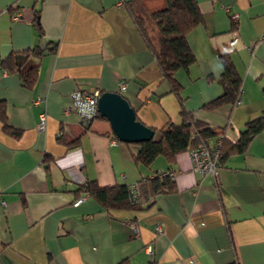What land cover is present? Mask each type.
Segmentation results:
<instances>
[{
    "label": "crops",
    "instance_id": "obj_1",
    "mask_svg": "<svg viewBox=\"0 0 264 264\" xmlns=\"http://www.w3.org/2000/svg\"><path fill=\"white\" fill-rule=\"evenodd\" d=\"M128 1L0 0V102L14 130L0 118V264H264V130L228 156L216 179L194 171L189 150L138 164L137 143L121 141L108 119L84 124L74 110V92L99 88L122 93L153 129L181 121L179 96L163 81ZM198 3L203 21L187 34L196 61L176 72L179 95L215 138L237 141L264 115V0ZM140 5L152 14L167 0ZM36 47L42 57L28 53ZM225 53L243 79L240 103L207 108L225 90ZM7 57L19 67L6 69ZM34 64L28 86L19 69ZM164 171L175 172V190L151 192L139 208L107 210L81 190L89 180L139 183Z\"/></svg>",
    "mask_w": 264,
    "mask_h": 264
},
{
    "label": "trees",
    "instance_id": "obj_2",
    "mask_svg": "<svg viewBox=\"0 0 264 264\" xmlns=\"http://www.w3.org/2000/svg\"><path fill=\"white\" fill-rule=\"evenodd\" d=\"M140 3L141 0H129L127 2L128 10L156 57L163 74V81L170 84L171 90L179 96L181 103V121L179 123L169 120L163 127L154 129L159 134L158 138L137 143L139 150L134 156L135 161L138 164L150 166L159 156H164L169 161H173L180 152L202 144L210 145L217 139L215 138L217 134L211 127L195 119L193 114L183 107L179 95L182 86L176 78L178 70H188L196 61L195 54L187 40V34L203 21V12L198 0H167V6L164 9L152 14L147 12ZM36 14V25L41 30L38 10ZM28 53L42 57L45 50L36 47L31 48ZM220 60L223 66L222 77L225 90L222 95L206 104L207 108H215L225 103L234 104L239 99L242 91L243 79L237 71L231 56L228 53L221 54ZM2 65L8 70L12 67H19L15 58L12 57L3 59ZM38 68L39 64H34L28 68L19 69L26 85L32 86L35 84ZM102 92L104 91L101 90ZM97 117L106 119L100 113ZM0 118L3 121L4 129L13 132L14 130L7 121L5 104L2 102H0ZM263 130L264 115L249 121L237 141H231L224 135H220L223 136L221 146L222 165L232 152L244 151L250 140ZM113 134L116 136L114 132ZM138 184L144 201L149 198L151 192L155 194L172 192L176 187L173 176L169 174H156L153 177L143 178ZM81 190L93 196L107 210L132 209L139 208L142 205V202H130L128 184L101 186L96 180H89L81 185ZM231 264L241 263L236 260Z\"/></svg>",
    "mask_w": 264,
    "mask_h": 264
},
{
    "label": "built area",
    "instance_id": "obj_3",
    "mask_svg": "<svg viewBox=\"0 0 264 264\" xmlns=\"http://www.w3.org/2000/svg\"><path fill=\"white\" fill-rule=\"evenodd\" d=\"M227 11L230 12L229 8H226ZM20 13L13 14L14 19H18L20 17ZM239 12H230V16L233 20H238ZM119 87L121 91H125L127 84L126 82L122 81L119 83ZM101 95V90L99 88H90L88 90H77L72 94L73 96V108L81 117V120L84 124H89L93 121L99 112V97ZM37 102H44L43 98H37ZM240 103V100L237 102ZM47 112H41L39 116V127L43 126L46 122ZM119 139L115 138L113 143H119ZM223 144V136H218L217 139L210 145L202 144L198 147L189 149L190 155L193 161V169L194 171L200 173L201 175H211L214 178H218L220 175V170L222 167L221 163V146ZM169 174L174 177L175 172L171 171H164L159 173V175ZM129 188V200L131 203H139L144 202L138 182H132L128 184ZM85 197H81L76 201V204L83 202ZM130 228L133 235L139 234V228L135 222H130ZM162 228L159 226L158 231H161ZM149 252L152 253L153 250L150 246H148Z\"/></svg>",
    "mask_w": 264,
    "mask_h": 264
},
{
    "label": "water",
    "instance_id": "obj_4",
    "mask_svg": "<svg viewBox=\"0 0 264 264\" xmlns=\"http://www.w3.org/2000/svg\"><path fill=\"white\" fill-rule=\"evenodd\" d=\"M98 106L100 115L109 120L121 141L139 143L154 138L155 130L137 118L135 108L120 92H102Z\"/></svg>",
    "mask_w": 264,
    "mask_h": 264
},
{
    "label": "rangeland",
    "instance_id": "obj_5",
    "mask_svg": "<svg viewBox=\"0 0 264 264\" xmlns=\"http://www.w3.org/2000/svg\"><path fill=\"white\" fill-rule=\"evenodd\" d=\"M110 123V122H109ZM110 126H111V124H110Z\"/></svg>",
    "mask_w": 264,
    "mask_h": 264
}]
</instances>
